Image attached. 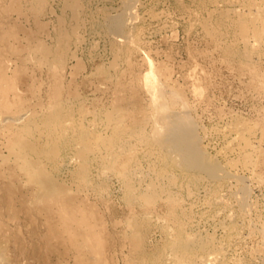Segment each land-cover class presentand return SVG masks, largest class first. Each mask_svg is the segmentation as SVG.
<instances>
[{"label": "rangeland", "instance_id": "rangeland-1", "mask_svg": "<svg viewBox=\"0 0 264 264\" xmlns=\"http://www.w3.org/2000/svg\"><path fill=\"white\" fill-rule=\"evenodd\" d=\"M66 1L0 0V31L5 32L0 48L10 66L22 68L15 78L19 107L14 110L25 115L30 112L26 116L33 115L32 120L41 125L45 111L58 103L71 108L75 121L99 135L109 136L116 124L119 127L121 137L118 135L115 148L116 152L123 150L117 156V165L112 167L114 163L106 164L97 152L90 153L89 177L83 190L76 191L78 181L73 174L77 147L61 148L58 164L62 167L58 165V169H52V163L43 157L54 176L77 192V196L68 198L69 202L79 204L85 197L86 204L95 211L97 227L105 229L107 245L99 264H168L157 260L158 253L179 225L185 232L215 237L227 264H264V34L248 32L252 59H242L237 51L246 45L242 31L235 26L238 16L233 11L229 16L220 12L225 8H249L247 18H259L260 30L264 25V12L257 9L260 1L252 0L249 7L248 0H132L131 5L125 0H79L82 6L77 14ZM122 11L132 42L118 52V40L123 37L109 32L105 21ZM39 41L50 46L48 56L41 53ZM149 60L156 73V88L166 86L160 98L168 103L164 114L176 109L181 112L186 107L200 134L201 146L225 164L231 175L227 172L218 179L198 171L195 178L193 172L178 166L171 167L166 175L157 173L163 165V149L153 142V128L162 113L145 85ZM54 66L59 67L57 76L52 71ZM55 78L62 83L60 96L50 103V85ZM174 93L181 95L173 102ZM13 96L11 92V100ZM114 104L120 109L117 106L113 111ZM111 114L116 121L112 118L110 123ZM30 126L25 135L33 130L30 139L43 144L46 133L37 132L33 121ZM124 128H128L125 133ZM65 134L72 137L73 131L67 129ZM4 136L0 133V213L13 233L6 244L5 261L78 264L74 258L77 250L49 235L46 220L36 207L37 187L25 184L15 157L2 163L3 156H9ZM102 149L100 154L108 152ZM119 171L129 175L135 192L149 190L147 184L156 182L159 196L154 206L136 196L130 200L125 176ZM19 182L24 186L15 194V217L7 211L4 198L8 185L17 186ZM75 197L78 200L71 199ZM136 223L142 225L141 231L132 227Z\"/></svg>", "mask_w": 264, "mask_h": 264}, {"label": "bare ground", "instance_id": "bare-ground-1", "mask_svg": "<svg viewBox=\"0 0 264 264\" xmlns=\"http://www.w3.org/2000/svg\"><path fill=\"white\" fill-rule=\"evenodd\" d=\"M224 1H226V0H224ZM231 1H233V0H231ZM248 1H249V7H251L250 3L252 2V0H248ZM259 1L261 4H260V7H258L257 9L259 10V8H260V11L262 10L264 12V0H259ZM125 2H126L125 4L127 5L130 2H132V0H125ZM67 4L73 10L74 14L75 13L77 14L79 12L81 6H82L81 3L79 2V0H69L67 2ZM255 4H256V2H255ZM129 5H131V4H129ZM244 5H245V3H244ZM127 9H129V7ZM248 9H246V10L243 9L245 11H243V10L240 11V10H236V9H232V8H230V9L225 8V9L220 10V12L223 16H229L230 13L233 11L234 14H236L238 16V20L235 21V26L238 27V29H240L242 31L240 33L242 35V38L245 40L246 46L244 48H242V50L237 51V54L239 56H241L242 59L251 60L253 47H251L250 43H248L249 42L248 41V32L253 30L258 35L264 34V25L263 26L261 25L260 30L257 29V27L259 25V20H258L259 18L256 19V16H254L253 18H251L249 20V18H247V15H249V13H250L249 11H247ZM260 14H258V17ZM251 15H252V13L250 14V16ZM106 19H107V21H105V22H107L106 28H108V31L109 32L111 31V33H116L119 36L121 35L123 37V39L118 40L116 38H119V37H116L118 35L115 34V39L119 41V43H118L119 46H118L117 51L121 52V50H123V48H122L123 46L125 47V45H127V47H128L129 43L132 42V37H131V34L129 33V30H128L130 28L127 29V26H126L124 12L122 11L121 13L116 14L114 16H109ZM261 21H262V18H261ZM260 24H262V22ZM128 27H130V26L128 25ZM1 32L2 31H0V39L5 40V32H3L4 34ZM114 42H116V41H114ZM38 45L37 46L40 47V49L42 50L41 53H43L45 56H48V54L51 53L50 46H48L46 43L39 41ZM258 45H257V47H258ZM232 52H233V50H232ZM63 55H64V52H62V56H60L59 58L62 59ZM6 61L7 60L5 59L4 55L2 54L1 48H0V133L5 135L4 137H6V146L9 148V156H7L8 153L6 154V156H3L2 163H6V162L8 163L9 157L14 156L16 165L19 166V168L21 169L20 171H22L25 175V181H24L25 184L26 185L27 184L28 185L29 184L35 185L37 187L36 190L39 192L38 193L39 196L37 198L38 202L36 204V201H35L34 204H36V207H37L39 213L42 214L43 218L46 220L49 235L50 236L53 235L58 240H62V243H65L66 247L68 245V247L75 248L78 253H77V256L75 255L74 258H76L75 260H77L78 264H99L98 261H100V260L102 261L103 251L105 250V247L107 245L106 234L104 231L105 229L103 228L104 230H102L101 228L97 227V225H96V223L98 222L97 219H96L97 222L96 223L94 222L95 211L86 204L87 201H85V197H83L82 200L80 199L81 201L79 204L71 203V201L69 202L68 198L71 196L72 197L77 196L78 195L77 192L73 191L72 190L73 188L68 183H65L64 181H60V179H57L54 176V174L50 171L51 169L49 170V168H47V166H46L47 163L44 164L45 160H43V159L45 158L52 163V165H53L52 169L53 168L58 169L57 166L59 165L58 163L60 160L59 157L61 155V152H60L61 148H64V147L68 148V147H73V146L77 147V153H76V159H75L76 160V165H75L76 168H75L73 174L78 181V183L76 181V183L78 184L76 187V191H77V189H78V191L83 190V187L86 186V182L88 181V177H89V171H90L89 166L91 165L90 159H89L90 153L95 152L94 154H96V152H97L98 153L97 155H100L102 161H105L106 164L107 163H109V164L114 163L112 166V167H114L119 152L121 150H123V149H121L120 151L116 152L117 149L115 148V146L118 145L117 141L119 139L118 137L120 136L119 135L120 133L118 130L119 127L116 124V127L114 128V132L112 134H110L109 136L99 135L94 130L89 129L86 126H83L84 123L82 121L81 122L83 124H80L79 122L75 121L72 117L73 113L71 114V111H70L71 108L68 109L65 106L63 107L62 104L58 105V103L55 105H50V107L45 111V114L42 115L44 117L40 116V117H42V121H41L42 124L41 125L38 122H36L35 119L32 120L33 115H32V117L26 116L30 112L25 115V113H23V112L20 113V111L14 110V108L19 107L18 87H17V84L15 82V78H16L17 73L22 71V68L20 65H15L14 67H12L13 65L10 66V64ZM61 61H63V60H61ZM149 65H150L149 66L150 69L146 73L145 85L149 89V91L152 93L154 101L156 103H158L159 107H161V111L159 114L162 113L159 120L156 119L157 122L156 121L155 122L157 124H155L156 127L153 128V131L155 129L153 142L157 145V147L159 146L163 149L162 154H161V161L163 162V165L157 171V173L159 175H164V174L166 175V173H168V171H170L171 167L178 166L182 170H185L188 172H193L192 174L194 175L195 178H198L197 172L202 171L205 173V175H208L209 177L219 179L220 177L225 175V173L228 172L226 165L219 162L218 159H216L215 157L210 155L201 146L200 134L198 133L196 126L194 124V121L191 118V116L189 115V112H188L186 107L181 112L180 111L176 112V110H177L176 109L174 112H170V113L166 112L164 114V112L167 110L166 107H167L168 103H167V101L160 100V98H161V96L163 97V95L166 93V91H167L166 86L163 85V86H159L158 88H156V86L154 84V79H155L156 73H155V70L152 66L151 60H149ZM57 66L56 67L54 66V68H52L54 76H57L60 74V71L58 69L59 67H57ZM56 79L59 80L58 78H55L54 83L52 85H50L51 86L50 87V97H51L50 103L55 102L56 97H57L58 92H59V89H60V85L62 84V83L59 84V82ZM154 87H155V89H154ZM11 92L14 94V96H13L15 98L14 100H11L9 97ZM171 95H172V100L174 102L178 99V97H180L181 93H178V94L174 93ZM58 96H60V95H58ZM61 102H62V100H61ZM114 105H115L114 110L113 109H111V110L116 111L118 104H114ZM118 108L120 109V106H118ZM164 108H165V110H164ZM108 112H111V111H108ZM106 114H108V113H106ZM112 114H114V113H112ZM112 114L110 115L111 116L110 118L108 116L109 114L106 115L107 118L111 119L110 123H111L112 118H113ZM120 117H121V114H120ZM114 118H116V117H114ZM114 118H113V120H114ZM32 121L36 125L37 132L39 131L40 134L46 133V134H44V135H46V139H45V141H43L44 142L43 144H38L34 140L30 139L31 137L29 135H31L33 130L30 131V134L28 135L29 137L25 135V134H28L27 132L29 131V129H31L30 125H31ZM78 121H80V120H78ZM114 121H116V120H114ZM114 121H113V123H114ZM121 121H122V119H121ZM119 123H121V122H119ZM19 124H21V126ZM18 125L20 126L19 128H18ZM121 127H122V125H121ZM121 127H120V129H122ZM26 129H27V131H26ZM67 129H71L73 131L72 137H69V138L66 137L65 131ZM124 129H123V131L125 133V131H127L126 129H128V128H126L125 130ZM137 129H138V127H137ZM137 131H140V130L138 129ZM34 134H35V132H34ZM137 134H138V132H137ZM237 134H238V139L242 140V133L238 132ZM148 139H147V141H148ZM246 139H247V137H246ZM236 140H237V138H236ZM40 141H41V139H40ZM238 143H240V142H238ZM121 144H126V143L123 142ZM119 145H120V143H119ZM103 147L106 148V151H108V152H106V154H102V153L100 154V151L103 150L102 149ZM72 158H74V157H72ZM128 163H129V161H128ZM68 164H70V163H68ZM112 164H110V165H112ZM118 165H119V163H118ZM60 166L62 167V165H59V167ZM119 166H121V165H119ZM114 169H116V168H114ZM124 169H125V167H124ZM122 171H123V173L125 172V170H122ZM119 173H120V171H119ZM127 173H129V172H127ZM228 173H227V175H228ZM120 174H122V173H120ZM229 175H231V173H229ZM122 176H125L124 180L126 182H124V183L127 185V188L126 187L125 188L128 189L127 190L128 193L126 192V194H128L127 196L130 198V200L134 199L133 197L136 196V198H138V200L139 199L142 200L144 203H146V205H148L150 207L152 205L154 206V203L156 202V200L159 196V194L157 192L158 190H156L157 189V187H156L157 184H155L156 182L155 183L151 182V184H147V186L150 185L149 190L143 189V191H139V192L136 191L135 192L134 187L132 186L131 181H130L132 179L129 178V175L128 174L127 175L122 174ZM130 177H132V176H130ZM224 177H226V176H224ZM172 180L173 179H171V181ZM12 182H15V181H13V179H12ZM23 186L24 185L21 182H19L17 184V186L15 184L8 185V187H7L8 191H7V194L5 195V198H4V201L6 203L4 205L8 208L7 211H10L11 215L14 214L15 217L18 215V208H17L18 205H17V199H16L17 197L15 196V194H16L17 190H19ZM132 187H133V189H131ZM32 188L34 189V187H32ZM36 192H34V193L37 194ZM128 197H127V199H128ZM71 199H77L78 200V197L77 198L76 197L71 198ZM19 201L21 202V200H19ZM170 201H172V200H170ZM131 202H129V203H131ZM139 203H140V201H139ZM1 206H3V204ZM25 207H27V206L25 205ZM144 207H146V206H144ZM2 208L0 207V209H2ZM177 215H175V216L177 217ZM145 222H143V223H145ZM182 222L183 221H181V223ZM133 223L134 222H132V225H133ZM184 224L183 225L181 224V225L184 226ZM102 225H103V223H102ZM170 225H171V223H170ZM171 226H173V225H171ZM171 226H170V228H171ZM132 227L135 230H140V231L142 230L141 224L137 225V223H136V225L132 226ZM143 228H145L144 225H143ZM183 229L181 228L180 225L177 227L176 226L174 227L173 233H171V237L168 238V240H167L165 249L163 251H161L160 253H158V254H160L159 255L160 257H158L157 260H160V261L163 260L164 262L166 261V263H168V264H227L224 262L225 259L223 257H225V254L222 251L223 248L219 247V244L217 245L218 242H216L215 237H212V236L204 237V236L199 235V233L197 234V233L185 232V231H183ZM229 229L227 231H229ZM230 231H231V229H230ZM133 233H136V232H133ZM140 233L142 234V232H140ZM12 234L13 233H12L10 227L7 226L6 221L2 218L1 213H0V264H8L5 261L6 259H8V257H7V255H8L7 250L8 249L6 247V244H8V240L11 238ZM139 237H142V236H139ZM134 240H136V239H134ZM219 242H221V241H219ZM68 250H70V248ZM9 253L11 254L10 251H9ZM64 253H66V252H64ZM47 254L48 253H46V255ZM10 257H11V255H10ZM139 257H140V255H139ZM45 259L47 261L49 259V256L47 255L45 257ZM106 259H108V258L106 257ZM154 259H155V257H154ZM112 260H114V259H112ZM156 262L157 261H155V263ZM105 263H107V262H105ZM108 263H110V262H108Z\"/></svg>", "mask_w": 264, "mask_h": 264}]
</instances>
